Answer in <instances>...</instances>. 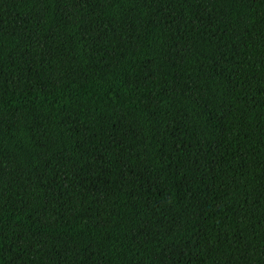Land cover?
Here are the masks:
<instances>
[{
	"label": "trees",
	"instance_id": "trees-1",
	"mask_svg": "<svg viewBox=\"0 0 264 264\" xmlns=\"http://www.w3.org/2000/svg\"><path fill=\"white\" fill-rule=\"evenodd\" d=\"M0 264H264V0H0Z\"/></svg>",
	"mask_w": 264,
	"mask_h": 264
}]
</instances>
